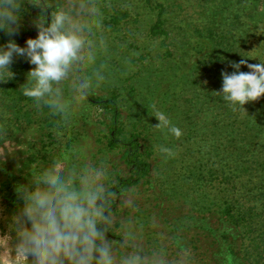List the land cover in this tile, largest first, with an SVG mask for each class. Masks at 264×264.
<instances>
[{
	"label": "rangeland",
	"instance_id": "obj_1",
	"mask_svg": "<svg viewBox=\"0 0 264 264\" xmlns=\"http://www.w3.org/2000/svg\"><path fill=\"white\" fill-rule=\"evenodd\" d=\"M153 1L165 4L170 11L166 14L165 25L169 31L168 37L150 35L151 26L157 19V10L146 0L95 2L100 12V27L94 28L91 37L96 60L85 72L93 77L92 90L97 95H110L113 89L118 91L124 111V126L128 129L138 125L153 146V184L132 187L128 194L133 200V207H122L121 216L149 251L162 248L152 246L154 242L151 237L164 227L161 208L162 196L168 191L166 186L174 181L180 183L182 175H178V172L185 171L183 166L197 163L200 158L196 143L188 140L185 132L195 125L200 134L205 133L199 137L205 139L204 144L213 142L209 123L216 111L214 92L216 87H221V73L225 70L211 62L209 53H215L214 48L206 39L199 37L195 29L205 26L215 16L219 19L215 11L222 10V18L237 19L240 26L238 37L239 34L243 35L241 25L248 27V51L253 57L252 64L260 63L259 59L264 60V0H243L246 9L255 11L256 20L244 15L246 12L240 0ZM119 9L127 10L130 16L122 21L116 31L107 30L103 21L109 19V13L114 14ZM15 41L24 47V42ZM3 45L0 42V46ZM20 58L14 57L10 66L13 76V69L19 66ZM22 71L21 75L14 77L13 84L17 87L7 85L12 87L10 92H7L4 84H0V125L7 129L16 150L0 162V232L8 231L11 216L23 206L16 192L17 186L28 185L34 176L51 168L55 162H61L65 169L72 163L81 167L89 163L103 165L110 181L118 169H123L122 173L125 171L120 153L110 150L104 142L107 128L102 110L87 98L80 102L73 101L67 90L64 92V99L70 102L67 122L60 115H53L47 107L49 114L46 120L44 118L34 123L23 134L15 133L10 119L20 96L16 89H21L27 83L29 70ZM95 71L104 77L99 83L93 75ZM7 76L0 78L3 80L0 83H5ZM153 105L155 110L167 116L171 125L181 129L182 136L179 139L167 133V130L161 131L154 127L158 120L153 117ZM185 110H192L191 118L182 117ZM161 146L170 148L174 156L162 154ZM65 157L68 159L65 160ZM221 157L225 160L226 153L221 151L215 159ZM193 179L190 177L187 182ZM151 204L154 210L149 209L142 214L138 211L139 206L147 208ZM143 218L149 219L150 223L144 224Z\"/></svg>",
	"mask_w": 264,
	"mask_h": 264
},
{
	"label": "clouds",
	"instance_id": "obj_2",
	"mask_svg": "<svg viewBox=\"0 0 264 264\" xmlns=\"http://www.w3.org/2000/svg\"><path fill=\"white\" fill-rule=\"evenodd\" d=\"M25 3L40 10L33 21L38 36L27 39L25 47L14 39L0 46V78L12 77L14 57H23L35 66L20 87L23 95L67 122L70 102L64 99L65 90L80 102L93 88V77L85 72L96 60L91 37L100 27L99 9L95 0H0V30L9 37L19 33ZM259 60L232 61L230 67L236 71L221 73L222 88L214 93L222 94L234 111L237 104L244 108L264 96V60ZM245 65L249 72L240 71ZM93 75L97 83L104 79L99 71ZM152 108L158 120L154 127L179 139L181 129L155 105ZM15 151L7 129L0 125V162ZM160 152L174 156L164 146ZM16 192L23 206L11 216L8 231L0 232V264H183L181 253L170 259L163 248L147 250L117 215L116 204L131 208L133 200L109 180L103 165L72 163L65 169L55 162L28 185L17 186ZM109 233L120 239H109Z\"/></svg>",
	"mask_w": 264,
	"mask_h": 264
},
{
	"label": "trees",
	"instance_id": "obj_3",
	"mask_svg": "<svg viewBox=\"0 0 264 264\" xmlns=\"http://www.w3.org/2000/svg\"><path fill=\"white\" fill-rule=\"evenodd\" d=\"M146 1L157 10L150 35L168 37L169 31L165 26L166 14L170 12L168 7L161 2ZM95 2L98 3L97 0ZM240 2H243L246 12L243 14L256 20L255 11L246 9L243 0ZM262 13L264 16V11ZM39 14L40 10L35 6L28 3L22 5L19 33L9 37L4 30H0V42L6 44L9 39H14L24 42L25 47L27 39L38 36L33 21ZM215 14L220 16L219 19L215 16L205 26L195 29L198 36L214 48L215 53H209L211 62L229 73L236 71L230 67L232 61L247 59L248 63H252L253 57L248 51V27L242 24L243 35L238 37L240 26L237 19L222 18V10L215 11ZM129 16L127 10L119 9L114 14L109 13V19H105L103 24L107 30L116 31ZM50 20L48 18L49 23ZM18 64L13 69L15 75L7 76L5 83H0L6 86L7 92L12 88L7 85L17 87L13 84L14 77L21 75L22 69L30 71L35 67L23 57ZM240 71L249 72L250 69L245 65ZM221 88L222 85L214 90L218 92ZM16 91L20 96L10 125L15 133L23 134L34 123L46 120L49 108L38 107L34 99L23 95L22 89ZM120 97L113 89L110 95L105 96L91 90L86 98L103 112L107 128L104 142L110 150L120 153V160L125 166L124 173L123 169H118L112 180L128 193L134 186L153 184L154 150L138 125L128 129L124 126ZM213 102L216 111L209 123L213 142L204 144L205 139L199 137L205 133L200 134L195 125L185 132L187 139L196 143L200 158L197 163L183 166L185 171L178 172L182 175L180 183L174 181L166 186L168 191L163 194L161 205L164 227L154 232L156 234L151 237L154 243L151 245L162 247L170 259L177 258V254L181 253L183 264H264V96L245 104V109L237 104L235 111L222 94L216 93ZM191 112L185 110L181 115L191 118ZM221 151L226 153V159H215ZM190 177L194 178L193 181L187 182ZM115 207L121 217L122 207L119 204ZM144 207H138L141 214L154 210L152 204L143 210ZM142 222L149 224L150 220L143 218ZM108 236L109 239H120L113 233Z\"/></svg>",
	"mask_w": 264,
	"mask_h": 264
}]
</instances>
